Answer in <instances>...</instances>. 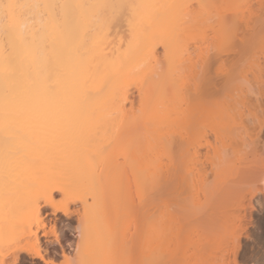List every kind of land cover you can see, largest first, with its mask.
Segmentation results:
<instances>
[{
    "label": "bare ground",
    "instance_id": "1",
    "mask_svg": "<svg viewBox=\"0 0 264 264\" xmlns=\"http://www.w3.org/2000/svg\"><path fill=\"white\" fill-rule=\"evenodd\" d=\"M257 1L246 15L236 0H0V256L10 257L0 264L22 254L56 264L41 246L56 234L46 209L82 216L90 227L81 221L80 235L102 243L84 244L78 263L103 264L107 242L122 234V264H225L222 248L240 236L233 203L243 181L264 189L254 167L264 165V123L251 112L264 107V66L261 79H236L230 68L212 77L204 66L263 33ZM234 19L245 25L236 43ZM232 152L255 155L254 170L208 187Z\"/></svg>",
    "mask_w": 264,
    "mask_h": 264
},
{
    "label": "rangeland",
    "instance_id": "2",
    "mask_svg": "<svg viewBox=\"0 0 264 264\" xmlns=\"http://www.w3.org/2000/svg\"><path fill=\"white\" fill-rule=\"evenodd\" d=\"M264 1V0H263ZM256 2V3H255ZM233 4V3H232ZM258 4V1L257 0H236V2H234V4H233V6H237V9H238V7L239 6H241L240 8H239V10L238 11H241V12H243V11H245L244 13L246 14V10L248 9V7H250V8H252V7H254V5L256 6ZM239 5V6H238ZM223 6V5H222ZM258 6V5H257ZM222 8V7H221ZM257 8V7H256ZM256 8H252V10H254V9H256ZM249 10V9H248ZM247 10V11H248ZM238 13V12H237ZM248 13H249V11H248ZM251 13V12H250ZM238 14H241V13H238ZM244 14V15H245ZM237 15V14H236ZM243 15V16H244ZM247 15V14H246ZM241 16V15H240ZM240 16H238V17H240ZM236 18V17H235ZM241 20H242V18H240ZM243 19H245V18H243ZM248 19V18H247ZM241 20H240V22H239V19H234V21H233V23L235 24L234 25V27H233V29H229V30H233L232 32L233 33H235L234 35H232V37H233V41L232 42H234V43H236V42H239L240 40H237V38L239 37V39H241L240 37L242 36L241 34H243V28H242V26L244 27L245 25L243 24V22L241 23ZM237 22V23H236ZM244 22H245V20H244ZM248 22V21H247ZM241 23V24H240ZM231 24V23H230ZM238 24H240V26L238 25ZM246 24V23H245ZM235 26H237V27H235ZM229 27V26H228ZM247 27V26H246ZM230 28V27H229ZM242 28V29H241ZM245 28V27H244ZM221 29V28H220ZM228 29V28H227ZM234 29H236V30H234ZM247 29H245V32H248V30L246 31ZM224 31V30H223ZM222 31V35H223V33L225 34V31L223 32ZM218 32V31H217ZM232 32H230V33H232ZM242 32V33H241ZM261 32H263L264 33V30H262ZM208 33H210V32H208ZM228 33V32H227ZM263 33H261V34H259L258 36H256L255 38H253V41L251 40V37H250V39H247V37H245V39L246 40H249V42H248V44L246 43L245 45H247V46H245V47H247V48H245V49H241V50H244V51H241V53H239V55H236V57L235 56H232V57H234V58H231L230 57V60H232L233 62L231 63V62H229L230 60H228V58L226 57V59H224V60H220V61H218V62H213V64H211V66L209 67H207L206 68V66H204V69H205V71L206 72H208V74L210 75V76H212V77H214L216 74H222L223 73V71L224 72H226V71H228L229 70V68H230V72H232V70H233V74H234V76H235V78L236 79H238V77H239V79H240V77L243 75V76H245V77H247L248 76V78H250V79H253L254 77H259V76H257V75H259V74H261L262 75V73L258 70L259 69V65L257 64V62L258 63H260V64H262V67L264 66V34ZM211 34V33H210ZM209 34V35H210ZM248 34V33H247ZM216 35H218L217 33H216ZM237 37H236V36ZM244 36H245V34H243ZM249 35V34H248ZM213 36V35H212ZM211 36V37H212ZM215 36V35H214ZM229 36V35H228ZM222 38H223V36H221ZM220 37V38H221ZM221 38V39H222ZM226 38H229V37H226ZM235 38H236V40H235ZM243 38V37H242ZM249 38V37H248ZM259 38V39H258ZM250 40H251V42H250ZM226 41V40H225ZM236 41V42H235ZM224 42V41H223ZM229 42V41H228ZM232 42H230V44H232L233 46H234V44L232 43ZM225 43V42H224ZM226 44V43H225ZM205 45V44H204ZM204 45L202 46L203 47V49L206 47H204ZM207 45V47H208V43L206 44ZM212 45V44H211ZM211 45H210V47H211ZM221 45H223V43L221 44ZM227 45V44H226ZM225 45V46H226ZM252 45V46H251ZM224 46V45H223ZM228 46H229V43H228ZM228 46H226V48L228 47ZM212 47H214V46H212ZM230 47V46H229ZM228 47V48H229ZM238 48H239V46H238ZM212 49H214V48H212ZM204 51V50H203ZM205 51H208V50H206L205 49ZM210 51H213V50H210ZM200 52V51H199ZM206 53V52H205ZM209 53H213V52H209ZM195 55V57L196 58H200V60H202L201 59V56H203V54H204V52H203V54L200 56L199 54H201V53H199L198 55L200 56H198L197 55V52H195L194 53ZM205 55V54H204ZM192 57H193V55H192ZM194 59V62H196V59L195 58H193ZM259 60L261 61V62H259ZM199 62V61H198ZM198 62H196V63H198ZM263 62V63H262ZM202 64V63H201ZM201 64H199V65H201ZM234 67H233V66ZM202 67V66H201ZM200 68V67H199ZM198 68V69H199ZM260 68H261V66H260ZM196 69H197V67H196ZM197 69V70H198ZM202 69H203V67H202ZM202 69H201V71H202ZM203 69V70H204ZM261 69H264V67L263 68H261ZM200 70V69H199ZM208 70V71H207ZM210 70V71H209ZM191 69H190V73H191ZM205 71H203V72H205ZM260 72V73H259ZM189 73V74H190ZM224 74V73H223ZM256 75V76H255ZM260 75V76H261ZM217 76V75H216ZM263 77V76H262ZM261 77V78H262ZM260 77H259V79H261ZM264 79V78H263ZM190 81H191V79H190ZM237 84H238V81H237ZM207 88V87H206ZM236 88V87H235ZM206 90H207V92L209 93L210 91H208V89H205L204 91L202 90L201 91V93L202 94H205V93H207L206 92ZM210 90V89H209ZM234 92H236L234 95H238V93L240 92V91H238L237 92V90L236 91H234ZM239 97H241L240 96V94L238 95ZM235 97H237V96H235ZM224 100V98L222 97V98H220L219 99V101L221 100V101H223ZM237 98H235V100H236ZM240 99V98H239ZM241 99H242V97H241ZM240 99V100H241ZM239 100V101H240ZM238 102V101H237ZM250 105V104H249ZM244 106V105H243ZM248 106V105H247ZM246 107V106H245ZM249 107H252V106H249ZM241 108H243L244 109V107H241ZM258 108V107H257ZM262 108V107H261ZM256 109L255 111H254V109H253V111H251L252 112V114L254 113V116L255 117H257L258 118V121L260 122V125H261V123L263 122L264 123V107L262 108V109ZM248 108L246 107V111H244V110H242L243 112H245L244 114L247 116V118H248V115H249V109L247 110ZM252 108H250V110H251ZM252 114H250V117L253 119V116H252ZM241 115H243V113L241 114ZM245 115H243V116H241V121H242V117H244ZM240 116V115H239ZM256 118V119H257ZM246 119V118H245ZM245 119L243 120L244 122H245ZM250 121H247V122H245V124L243 123V121L241 122L240 121V124L241 123H243L245 126H247V124L249 123H251V122H253L254 123V119L252 120V119H250V118H248ZM237 120V119H236ZM238 120H239V118H238ZM239 122V121H238ZM256 124H257V122H256ZM255 124V125H256ZM251 125H252V123H251ZM251 125H248L247 126V129H248V131H249V133L251 132V130H249V128L250 129H254V127L253 126H251ZM259 125H257L256 127H258ZM260 127V126H259ZM261 127H262V129H264V126H262L261 125ZM208 132H209V130H207ZM254 131V130H253ZM253 131L251 132V133H253ZM264 131V130H263ZM254 134V133H253ZM210 136L212 137H214V135H213V132H212V134H210ZM209 136V137H210ZM212 137V139H214ZM262 139H263V141L261 140V142L262 143H264V132H263V134H262ZM262 143H260V144H262ZM259 144V145H260ZM262 146V147H261ZM264 144H262V145H260V147L261 148H259V150L261 149L262 150V152L263 153H261V154H264ZM263 148V149H262ZM258 150V149H257ZM258 150V151H259ZM261 150H260V152H261ZM259 152V153H260ZM258 152H256V154H257ZM240 154V153H239ZM244 153H241L240 155H243ZM252 153H250V155H245L244 154V156H243V158L241 159V158H239V157H241V156H239V155H237V157H236V154H234V152H232V155H231V158H230V160L232 161V164L229 166V167H231L227 172L225 171V168L221 171V173H220V175H217L216 177H217V180H216V178L214 177V175L212 176L211 174V178H210V181L207 183V186H208V184L209 183H211V185L213 184L214 185V181L216 182V181H222V180H224V179H230V177H235L234 175H236V178L237 177H240V176H242V174L240 175V176H237V174H240V173H245V175H246V173L248 174L249 172H251V171H253L254 169H252L253 168V163H251L250 161L252 160H254L255 161V159H253V158H255L254 156H253V158H252V155H251ZM235 155V156H234ZM239 156V157H238ZM246 156H248V157H246ZM261 157H262V155H261ZM237 158L240 160V161H238L237 160ZM244 159V161H245V159H246V161H248V162H244V161H242ZM257 159V158H256ZM189 161V160H188ZM242 162H244V163H242ZM229 163H231V162H229ZM228 163V164H229ZM191 163H189L188 164V166L190 167L191 165H190ZM195 164V163H194ZM252 164V165H251ZM255 165H254V167L256 168L257 167V174L260 176L261 175V172H264V165H262V167H261V165L260 164H258V165H256L257 163H254ZM193 167H195V168H192V169H196V167H198V164H195V166L194 165H192ZM260 168H259V167ZM200 167V166H199ZM227 167V166H226ZM251 167V168H250ZM197 169H199V168H197ZM226 169H228V168H226ZM195 171V170H194ZM224 171H225V173H224ZM256 171V170H255ZM224 173V174H223ZM237 173V174H236ZM218 174V173H217ZM222 174V175H221ZM245 175H243V178H244V176ZM242 178V179H243ZM208 180V179H207ZM230 180H232V179H230ZM247 180H248V178L246 177V180H244L243 182L244 183H242V185L241 186H245V187H242L241 188V192H240V195L237 197V203H236V201H234L235 203H233V204H237V207L239 208V210H238V214H237V212H236V216H238L239 215V218L240 219H242V221H240V222H235V224H237V223H239L238 225L239 226H237V227H239L238 229H239V231L237 230V232H239V237H237V243H235L234 244V242H232V240H231V242H229V240H228V244L226 245L225 244V247L224 248H222V249H224V250H222V252H223V256H224V258H223V260H224V263L225 264H264V191H262V190H264L263 189V186H262V190H261V192H259V191H253V188H252V186H253V184H251V183H249V182H247ZM226 182H229V181H227L226 180ZM225 181L223 182L222 181V183H224V184H222V186L223 185H225V183H226ZM220 183V182H219ZM249 183V184H248ZM251 184V185H250ZM210 185V186H211ZM212 185V186H213ZM218 185V184H217ZM261 185V184H260ZM259 185V186H260ZM211 186V187H212ZM214 186H216V185H214ZM250 186V187H249ZM169 187H171L172 188V186H169ZM209 187V186H208ZM219 187V186H218ZM217 187V188H218ZM221 187V186H220ZM261 187V186H260ZM214 189H215V187H213ZM252 188V189H251ZM211 189V188H210ZM169 190V189H168ZM171 190V189H170ZM170 190H169V192H170ZM192 190V189H191ZM243 190V191H242ZM105 191H107L106 189H105ZM194 191V190H193ZM104 192V191H103ZM102 192V193H103ZM108 192V191H107ZM167 191H165V193H166ZM190 192H192V191H190ZM109 193V192H108ZM164 193V194H165ZM105 194V193H104ZM109 194H111V193H109ZM163 194V196H164V198H166L165 196L166 195H168V192H167V194L166 195H164ZM239 194V193H238ZM195 195V194H194ZM58 196L59 195H57L56 196V198H58ZM106 196V195H105ZM110 196V195H109ZM114 196V195H113ZM162 196V197H163ZM237 196V195H236ZM95 198H97L96 196H94ZM102 197H103V195H102ZM111 197V196H110ZM193 197V196H192ZM195 197L197 198V196L195 195ZM201 197V196H200ZM90 198L91 197H89L88 196V201L90 200ZM98 198H100V197H98ZM97 198V199H98ZM194 198V197H193ZM59 199V198H58ZM56 200L57 202H59V200ZM93 199V198H92ZM90 200V204L92 203L93 204V201H94V199L93 200ZM102 199V198H101ZM100 199V200H101ZM235 199H236V197H235ZM107 200V199H106ZM114 200H116V199H114ZM194 200H195V198H194ZM194 200H193V203H194ZM110 201H112V200H110ZM196 201H198V200H196ZM113 202V201H112ZM118 202V201H117ZM232 202H233V200H232ZM94 203H96V202H94ZM99 203V202H98ZM101 203V202H100ZM103 203V202H102ZM113 203H115V202H113ZM119 203V202H118ZM230 203V202H229ZM228 203V205H231V204H229ZM87 204H89L88 202H87ZM89 204V205H90ZM109 204V203H108ZM238 204H239V206H238ZM107 205V204H106ZM110 205V204H109ZM120 205V204H119ZM118 205V206H119ZM91 206V205H90ZM90 206H88V208L90 207ZM94 206H96V205H93V208H94ZM99 206V205H98ZM97 206V207H98ZM102 206V205H101ZM111 206V205H110ZM235 207H236V205H234ZM77 207H78V209H79V207H80V205H77ZM104 207V206H103ZM120 207V209L122 208L121 206H119ZM119 207H116V208H118L119 209ZM233 207V206H232ZM231 207V208H232ZM236 207V208H237ZM75 208H76V206H75ZM75 208H73V209H75ZM81 208V207H80ZM91 208V207H90ZM93 208H91V209H93ZM109 208V207H108ZM228 207H226V209H227ZM235 208V209H236ZM237 208V209H238ZM97 209V208H96ZM106 209V208H105ZM225 209V210H226ZM234 208H232L231 210H233ZM236 209V210H237ZM81 210V209H80ZM94 210H95V208H94ZM98 210V209H97ZM112 210V209H111ZM230 210V209H229ZM83 211V210H82ZM99 211V210H98ZM101 211V210H100ZM119 211V210H118ZM224 211V210H223ZM234 211V210H233ZM50 212V209H46L45 211H44V213L42 214V216H43V219H44V222L46 223V229L48 230V231H50L51 230V227L53 228V226H55L54 228L56 229V231H55V233L56 234H52V232L50 233V235L47 237V238H42V240H43V243L41 244V246H42V250L44 251V250H46V248L48 249L47 250V255H46V253H45V255L47 256V257H52L53 258V260H54V262L56 263V264H91L92 262H93V259H87V258H85L86 260L84 261L82 258V260L84 261L83 263H81V261L78 263V261H77V259H75V257L77 258V254H78V252H80V249L82 248L83 249V245L85 244V245H89V246H93V248H94V245L96 244V242H95V244L93 243L95 240H96V238H95V234H94V237H89V238H86V237H84V239H86L85 241H84V239H83V236L82 235H80V231L78 230V229H82V228H80L81 226H82V220H79L80 218L79 217H82V216H77V215H74V216H72L69 220L68 219H65L61 214H56L55 216L54 215H47V213H49ZM103 212V211H102ZM101 212V213H102ZM228 212V211H227ZM99 213V212H98ZM229 213V212H228ZM231 213V212H230ZM230 213L228 214V215H230ZM97 214V213H96ZM235 214V213H234ZM99 215V214H98ZM97 215V216H98ZM102 215V214H101ZM100 215V216H101ZM231 216V215H230ZM85 217V216H84ZM57 218V219H56ZM79 218V219H78ZM90 218V217H89ZM83 219V218H82ZM85 219L86 218H84V221H85ZM93 219V218H92ZM98 219H100L99 218V216L97 217V219H95V221L94 222H96V220H98ZM230 219H231V217H230ZM66 220V221H65ZM88 220V219H87ZM236 220H237V218H236ZM82 221V222H81ZM88 222H89V220H88ZM123 222V221H122ZM121 222V223H122ZM60 223V224H59ZM85 222H83V224H84ZM54 224V225H53ZM62 224V225H61ZM79 224H81V226L79 225ZM86 225H88L87 223H85ZM94 224H96V223H94ZM90 225V224H89ZM88 225V226H89ZM121 225V224H120ZM122 225H124V222H123V224ZM92 226H94L93 224H92ZM35 227V226H34ZM76 227H78V229L76 228ZM84 227V226H83ZM90 227V226H89ZM120 227V226H119ZM36 228V227H35ZM34 228V229H35ZM122 228H124L123 226H122ZM121 228V229H122ZM53 230V229H52ZM120 230V229H119ZM40 234H42V232H40ZM79 234V235H78ZM90 234V233H89ZM89 234L87 235V236H89ZM58 237H56V236ZM90 235H92V234H90ZM121 235L122 234H120L119 235V237H118V240H116V241H112L113 239H111L110 238V240H109V242H107V243H109V252H111L110 253V256L108 257V255L106 256L107 258H109L108 260H105V258H104V261L105 262H102L103 264H122V253L119 251L122 247H121V243H123L124 242V244H125V242L126 241H123V237H125L124 239H126V236L124 235L123 237H122V239L120 238L121 237ZM93 236V235H92ZM97 236V235H96ZM98 237V236H97ZM100 238H101V234H100ZM117 238V237H116ZM48 239V241H46ZM57 239L59 240V242L57 243ZM95 239V240H94ZM239 239V240H238ZM28 240V239H27ZM224 240V239H223ZM26 241V240H25ZM46 241V242H45ZM97 241H99V238H98V240ZM121 241H123V242H121ZM24 242V241H23ZM27 242V241H26ZM101 242V241H100ZM104 242V241H103ZM119 242H120V244H119ZM221 242V241H220ZM25 243V242H24ZM94 245H93V244ZM222 243H223V241H222ZM100 244H102V243H100ZM99 243H97V245H95V246H98V245H100ZM118 244H119V246H120V249L118 250V248H119V246H118ZM123 245V244H122ZM61 246V247H60ZM62 246L64 247V249L65 250H67V251H69L68 253H70V254H68L67 256H61V249H62ZM89 246H85V247H89ZM101 246V245H100ZM105 246V245H104ZM118 246V247H117ZM220 246H224V243H223V245H221V243H220ZM7 248V247H6ZM61 248V249H60ZM91 248V247H90ZM124 248V247H123ZM217 248H219L218 246H217ZM81 249V250H82ZM116 249H117V251H116ZM3 250H6V249H4L3 248ZM218 250V249H217ZM108 251V250H107ZM114 251H115V256H114ZM121 251H123V249L121 250ZM3 252V253H2ZM7 252H8V250H7ZM45 252V251H44ZM43 252V253H44ZM108 252V253H109ZM113 252V253H112ZM1 253H2V257H3V254L4 253H6V251L4 252V251H2V248H1ZM9 253V252H8ZM7 253V256L5 255V257H8L9 258V260H10V257H9V254ZM112 255H113V257H112ZM0 256V257H1ZM70 256V257H69ZM219 256V255H218ZM222 255H221V257H223ZM64 257H66V258H64ZM78 257H79V254H78ZM125 257V256H124ZM80 258V257H79ZM78 258V260H80ZM92 258V257H91ZM71 259H73L72 261H70ZM8 259H7V261H9ZM23 260V261H22ZM28 261V262H27ZM33 261V262H32ZM77 261V262H76ZM32 262V263H31ZM38 262H39V264H43L40 260H30V259H28L26 256H24L23 254L21 255V257H20V260H19V262L17 263V264H34V263H36V264H38Z\"/></svg>",
    "mask_w": 264,
    "mask_h": 264
}]
</instances>
